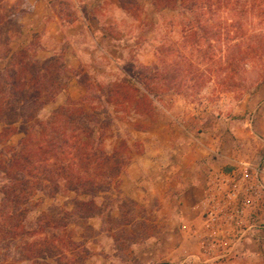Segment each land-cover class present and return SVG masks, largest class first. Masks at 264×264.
Here are the masks:
<instances>
[{
  "label": "rangeland",
  "instance_id": "374dc122",
  "mask_svg": "<svg viewBox=\"0 0 264 264\" xmlns=\"http://www.w3.org/2000/svg\"><path fill=\"white\" fill-rule=\"evenodd\" d=\"M213 1V8L196 9L192 1L165 8L154 0H0V71L16 68L24 49L29 59L60 57L67 65L65 89L28 123L30 136L22 119L0 120V161L8 163L17 152L33 158L37 151L40 158L50 143L43 136L47 122L70 101L99 109L102 119L105 108L113 121L101 134L94 125L93 137L102 136L107 154L117 149L126 159L118 179L97 198L106 212L88 222L92 231L79 223L41 230L42 214L64 216L75 199L87 196L69 190L66 180L58 190L46 188L49 181L33 177L28 163L22 173L31 181L29 194L20 203L27 211L24 232L14 241L0 235V264H36L22 253L37 242L56 246L54 257L40 264H244L261 257L259 238L246 245L247 254L230 260L217 258V248L206 253L199 241L206 230V171L223 156L250 162L264 145V0ZM164 46L167 84L146 90L138 68L157 63ZM180 48L185 59L178 72ZM125 79L150 97L139 105L133 96L124 104L109 98L107 91L126 86ZM65 159L69 166L71 158ZM76 161L79 170L88 169ZM9 182L0 173V201Z\"/></svg>",
  "mask_w": 264,
  "mask_h": 264
},
{
  "label": "trees",
  "instance_id": "16d2710c",
  "mask_svg": "<svg viewBox=\"0 0 264 264\" xmlns=\"http://www.w3.org/2000/svg\"><path fill=\"white\" fill-rule=\"evenodd\" d=\"M190 1H192L193 8L196 9L202 7L209 9L215 6L213 0H154L155 3L165 8L176 6L178 3L187 7ZM180 50L181 48L177 50L178 53H175L180 60L178 72L182 71L180 64L185 59ZM158 51L157 63L138 68L139 81L146 90L164 86L159 83L167 84L168 81L166 72L168 70L167 58L170 53L166 50V46ZM26 53L28 50L24 49L17 54L19 56L16 58L19 60L16 62V68L12 66L0 71V120L10 125L22 119L26 123L22 130L26 136H30L28 123L35 119L40 110L54 100L59 92L65 89L64 77L67 65L60 57L40 61L34 57L27 58ZM125 85L128 88L121 85L120 89H109L107 91L109 93L106 94L109 98L116 95L118 104H124L133 96L139 105L141 98L150 97L145 93H142L141 96L138 95L140 90L135 89L134 83L128 79H125ZM132 90L137 91L135 95L129 92ZM70 104L72 105L60 106L53 114L54 119L47 122L50 130L45 131L43 136H46L50 143L49 146L41 147L42 156L40 158L37 151L33 158L28 154L24 155L17 152L14 153V158L8 163L0 161V173L4 174L10 181L2 187L3 198L0 201V235L3 238L10 237L14 241L20 231L25 228L23 219L26 218L27 211L21 207V198L24 199L29 194L28 185L31 181L24 179L22 172H27L28 163H31L33 167L32 171H29L33 177L39 176L41 180L49 181L50 184L46 185V188L53 185L52 189L58 190L61 180H66V186L69 190L80 191L87 196V199H75L73 209L66 212L64 216L60 212L42 214L39 218L41 230H46L47 227L66 229L72 223H79L88 231H92L93 226L88 222L96 217L105 216L106 210L97 201V198L100 193L109 190L110 183L118 179L124 164H126V159L117 149H114L111 154H107L101 147L104 142L102 136L93 137L96 132L94 125L99 127L100 131L98 132L101 134L102 131L109 128L113 121L105 108L102 111L103 113L106 112L105 118L102 119L99 109L93 107L89 110L85 107H72L76 103L71 101ZM59 123L62 124L59 125ZM9 130L7 127L4 129L5 132ZM83 134L87 135V138L82 136ZM56 148L59 150L58 154ZM51 154L63 161H66V157H70L72 161L70 159L68 161L69 166H67L61 160L53 161ZM17 156L18 158H16ZM76 158H79L80 163L88 166V169L79 170L76 167L79 165ZM19 165L20 167H17V171L14 172V166ZM92 165H94L93 169L91 168ZM96 167L100 169L96 170ZM20 170L21 173H18ZM132 202L135 204L134 201ZM110 217L109 214L108 219ZM23 232L21 231V234ZM49 246L43 248L39 246L38 242L32 244L22 253V259H34L36 264H40L37 261L40 258H53L56 246L51 244Z\"/></svg>",
  "mask_w": 264,
  "mask_h": 264
},
{
  "label": "built area",
  "instance_id": "2783aa9c",
  "mask_svg": "<svg viewBox=\"0 0 264 264\" xmlns=\"http://www.w3.org/2000/svg\"><path fill=\"white\" fill-rule=\"evenodd\" d=\"M199 234L206 253L217 248V258L244 254V245L259 238L264 242V167L240 162L229 170H212L208 177ZM197 234V233H196Z\"/></svg>",
  "mask_w": 264,
  "mask_h": 264
},
{
  "label": "crops",
  "instance_id": "0c3cea01",
  "mask_svg": "<svg viewBox=\"0 0 264 264\" xmlns=\"http://www.w3.org/2000/svg\"><path fill=\"white\" fill-rule=\"evenodd\" d=\"M43 19H44L45 24H48L50 22L49 16L48 17H44ZM250 138H251V136H250ZM255 140H257V138H255ZM261 140H262V142H264V139H261ZM261 140H260V144H261ZM208 150L209 151H215V149H211V150L208 149ZM250 159H251V161L250 160L249 161H250L251 164L256 165V166L261 165L262 167H264V145L263 144H261V150L258 153V155L256 154V155L252 156ZM240 162H242V161H240ZM240 162L236 158H233L230 155H228V156H223L222 158H220L219 161L214 162L212 165L214 167L213 169H215V170H221L222 168L224 170L225 169L226 170H229L234 165H237ZM134 166L135 167H138L139 164L138 163H134ZM222 166H224V167H222ZM211 172H212V169H210L209 171H206V174L208 175V177L211 174ZM190 182L188 183V185L191 184ZM192 183H193V181H192ZM195 189H198L199 190L201 188L200 187H196ZM198 195H200V194H198ZM187 199H189V198L187 197ZM249 244H251V243H249ZM249 244H246V245H249ZM244 249L245 250L243 251V253L247 254L249 252L248 249H247V246L245 247V245H244ZM260 255H261V257L255 256L254 260H251L249 263H244V264H264V247H263L262 250H260ZM218 264H237V263H233V262L232 263H228V262L224 263V262H222V263H218Z\"/></svg>",
  "mask_w": 264,
  "mask_h": 264
}]
</instances>
